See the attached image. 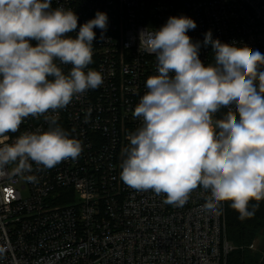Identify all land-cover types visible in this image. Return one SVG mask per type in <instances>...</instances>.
Segmentation results:
<instances>
[{"label": "clouds", "instance_id": "obj_1", "mask_svg": "<svg viewBox=\"0 0 264 264\" xmlns=\"http://www.w3.org/2000/svg\"><path fill=\"white\" fill-rule=\"evenodd\" d=\"M51 4L0 0V171L12 166V175L33 183L37 178L25 175L30 161L44 170L79 158L83 143L59 126V110L104 83L102 71L89 66L94 29L104 40L107 14L97 11L78 26L73 10ZM196 27L181 15L140 31V51L155 57L156 74L132 112L141 124L127 136L119 175L129 188L164 194L163 202L177 207L202 187L210 193L206 212L220 215L231 202L243 220L258 207L251 201H264V51L223 43L208 30L202 43L211 45L213 62L206 65L201 42L187 34ZM40 116L47 131L6 142L26 118Z\"/></svg>", "mask_w": 264, "mask_h": 264}, {"label": "built area", "instance_id": "obj_2", "mask_svg": "<svg viewBox=\"0 0 264 264\" xmlns=\"http://www.w3.org/2000/svg\"><path fill=\"white\" fill-rule=\"evenodd\" d=\"M60 6L77 14L78 26L107 14L105 39L94 29L89 66L104 83L59 110V126L83 143L78 159L44 170L30 161L25 175L34 183L12 175V166L0 171V264H227L226 202L222 214L206 212L210 193L200 187L182 207L165 204L164 194L126 186L120 165L128 134L141 124L132 112L156 74L155 57L140 51V31L170 16L192 18L197 27L187 34L201 42L206 65L213 62L211 45L202 43L208 30L223 43L264 51V0H52ZM48 127L43 116L28 117L6 142Z\"/></svg>", "mask_w": 264, "mask_h": 264}, {"label": "trees", "instance_id": "obj_3", "mask_svg": "<svg viewBox=\"0 0 264 264\" xmlns=\"http://www.w3.org/2000/svg\"><path fill=\"white\" fill-rule=\"evenodd\" d=\"M226 109L215 114L214 118H221ZM231 202L225 205V221L227 239L233 246L227 256V264H264V255L250 249L258 237H264V201H251L257 205L255 214L246 219H239V213L229 207Z\"/></svg>", "mask_w": 264, "mask_h": 264}, {"label": "rangeland", "instance_id": "obj_4", "mask_svg": "<svg viewBox=\"0 0 264 264\" xmlns=\"http://www.w3.org/2000/svg\"><path fill=\"white\" fill-rule=\"evenodd\" d=\"M24 196L26 195V192L23 193ZM81 197H76V201L80 200ZM250 249L254 252H258L261 255H264V237L260 236L257 238V240L254 242V246L250 247Z\"/></svg>", "mask_w": 264, "mask_h": 264}]
</instances>
